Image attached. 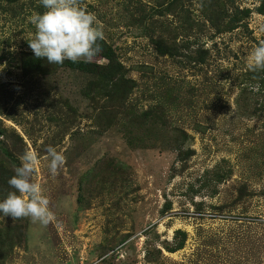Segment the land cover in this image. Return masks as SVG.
Listing matches in <instances>:
<instances>
[{
  "label": "rangeland",
  "instance_id": "374dc122",
  "mask_svg": "<svg viewBox=\"0 0 264 264\" xmlns=\"http://www.w3.org/2000/svg\"><path fill=\"white\" fill-rule=\"evenodd\" d=\"M79 3L101 51L50 64L0 0V202L31 149L54 214L0 212V264H264V0Z\"/></svg>",
  "mask_w": 264,
  "mask_h": 264
},
{
  "label": "clouds",
  "instance_id": "9594fccd",
  "mask_svg": "<svg viewBox=\"0 0 264 264\" xmlns=\"http://www.w3.org/2000/svg\"><path fill=\"white\" fill-rule=\"evenodd\" d=\"M46 9L34 12L29 22L35 26L34 38L29 46L37 58H46L50 64H63L65 60L90 63L101 51L98 40L103 33L94 25L97 18L79 3V0H41ZM247 67L264 69V41L255 46L248 56ZM48 170L53 177L64 167L65 156L51 145L46 149ZM20 166H14V175L8 183L13 191L0 202V212L13 220L31 218L33 223L47 226L54 214L42 186L33 177L40 163L38 154L26 149L20 157Z\"/></svg>",
  "mask_w": 264,
  "mask_h": 264
}]
</instances>
